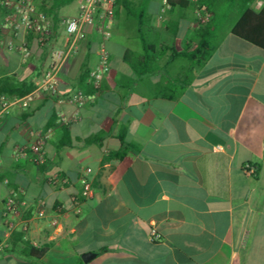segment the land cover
Segmentation results:
<instances>
[{"label": "crops", "instance_id": "0c3cea01", "mask_svg": "<svg viewBox=\"0 0 264 264\" xmlns=\"http://www.w3.org/2000/svg\"><path fill=\"white\" fill-rule=\"evenodd\" d=\"M69 5L60 19L76 14L78 4ZM248 8L259 13L264 0ZM5 12L0 4V89L24 82L33 95L0 118V243L16 251L21 233L45 250L29 259L0 249V264H264V49L232 33L239 17L196 66L160 45H187L197 20L193 6L148 1L143 33L151 52L137 20L119 4L99 90L89 81L99 35L88 25L87 42L64 60L57 91L47 93L38 85L63 27L41 44L33 32L6 27ZM255 20L247 18L243 29H254ZM148 67L154 70L138 74ZM77 89L93 97L81 106L69 101ZM74 114L67 123L59 119ZM38 134L46 135L41 165L16 154ZM86 167L93 194L76 210ZM11 190L26 200L15 215L5 208ZM151 228L159 239L150 237ZM88 251L96 253L83 261Z\"/></svg>", "mask_w": 264, "mask_h": 264}, {"label": "built area", "instance_id": "2783aa9c", "mask_svg": "<svg viewBox=\"0 0 264 264\" xmlns=\"http://www.w3.org/2000/svg\"><path fill=\"white\" fill-rule=\"evenodd\" d=\"M166 0L164 4L166 5ZM195 1V0H192ZM116 0H78L77 13L73 16H67L60 19L59 24L63 27L64 39L57 46L51 56V60L42 73L41 82L38 88L47 93H55L60 83L59 73L61 64L64 60L75 56L83 43L87 42L89 34L86 31V26H94L99 35L97 46L98 61L94 68L89 73V81L98 91L102 79L109 71V52L105 47V40L111 35V28L115 14ZM6 6L4 25L10 29L24 28L26 31L36 34L38 41L41 44H46L51 38L53 31L49 26V21L46 16L38 11L35 7L34 0H3ZM196 24L204 23L209 18L208 12H203L202 9H196ZM194 23V24H195ZM19 50L24 54H28L26 46L22 45ZM33 92L22 97H8L2 95L0 97V118L7 112L9 107L13 105L26 106L32 98ZM92 95L85 94L82 90H75L69 97V101L81 106L87 100L92 98ZM73 117L60 115L59 119L63 123L69 122ZM46 138L45 134H38L35 142L28 146H18L16 154L18 157H27L32 155V160L35 164L41 165L44 163L43 144ZM250 173H254V167L246 164ZM91 168L86 167L82 170L81 183L82 187L78 195L73 197V203L76 210L80 209V204L84 199H87L93 194V187L90 179ZM53 177L51 180H55ZM62 181H65L62 178ZM26 205V200L19 196L16 190H11L5 201L6 211L12 215L20 212V209ZM40 214L42 212L40 211ZM14 227L12 219L6 222V230L11 232ZM150 237L153 240L160 238V235L155 228H151ZM7 245L6 242L0 243V249Z\"/></svg>", "mask_w": 264, "mask_h": 264}, {"label": "trees", "instance_id": "16d2710c", "mask_svg": "<svg viewBox=\"0 0 264 264\" xmlns=\"http://www.w3.org/2000/svg\"><path fill=\"white\" fill-rule=\"evenodd\" d=\"M73 0H36L35 7L38 11L42 12L49 21L51 30L55 31L59 27L60 15L59 10L62 6L71 3ZM149 0H116L115 7L122 4L126 10L136 20L141 33V43L146 51L150 50L154 52L155 49L147 42L144 36L143 30L147 27L146 13L147 3ZM251 0H166V5L169 8H189L193 6L195 9H202L204 12L209 13V18L204 23L194 24L191 28V34L188 37L187 45L183 46L181 50H177L173 46H169L165 41L160 43L161 46L173 50L172 57L183 56L189 59L192 64L196 66H202L203 63L210 57L215 49L218 41L221 39L218 36V32L223 29L224 26H228L229 20L238 18L239 20L232 28V33L237 37L254 44L264 49V8L259 13H253L249 10V3ZM0 4L5 6L3 0H0ZM255 18L253 22L254 29L244 30L243 24L247 18ZM250 33V34H246ZM129 54V50H126V55ZM144 58V57H143ZM146 59L149 55L146 54ZM148 62V61H147ZM154 68H146L138 71V74L153 71ZM24 85V86H23ZM17 90H9L4 87L0 89V94L6 95H23L30 91L33 86L25 85L24 82L18 83ZM51 124V120L48 121V125ZM248 170L247 167H244ZM17 248L7 243L2 251L14 252L15 254L27 258H37L45 250V246H36L28 240L22 238V234L19 233Z\"/></svg>", "mask_w": 264, "mask_h": 264}, {"label": "water", "instance_id": "95a60500", "mask_svg": "<svg viewBox=\"0 0 264 264\" xmlns=\"http://www.w3.org/2000/svg\"><path fill=\"white\" fill-rule=\"evenodd\" d=\"M95 251H88V252H84L82 253L81 257L83 259V261H88L90 258H92L95 255Z\"/></svg>", "mask_w": 264, "mask_h": 264}, {"label": "rangeland", "instance_id": "374dc122", "mask_svg": "<svg viewBox=\"0 0 264 264\" xmlns=\"http://www.w3.org/2000/svg\"><path fill=\"white\" fill-rule=\"evenodd\" d=\"M78 4V1L77 0H73L71 3H70V8H72L74 10V8L76 7V5ZM67 6V7H69ZM63 10V9H62ZM62 13L65 12V11H61ZM77 13V12H76ZM220 38V37H219Z\"/></svg>", "mask_w": 264, "mask_h": 264}]
</instances>
